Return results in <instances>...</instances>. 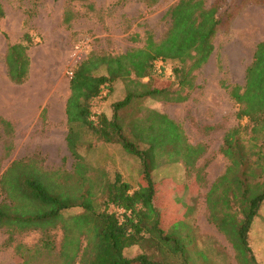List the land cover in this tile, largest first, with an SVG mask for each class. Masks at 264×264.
<instances>
[{
  "label": "trees",
  "instance_id": "16d2710c",
  "mask_svg": "<svg viewBox=\"0 0 264 264\" xmlns=\"http://www.w3.org/2000/svg\"><path fill=\"white\" fill-rule=\"evenodd\" d=\"M221 4L218 0L208 7L204 0H180L165 14L170 26L162 39L148 32L144 47L116 56L91 53L73 71L66 102V143L75 159L72 171L45 170L28 159L13 162L0 179V188L6 194L0 204V227L9 234V243L15 235L32 230L45 235L35 249L19 245V254L37 258L53 252L49 232L60 225L63 244L53 264H190L187 249L182 247L185 223L164 225L167 209L160 202L162 192L157 195L152 168L157 154L184 158L193 167L204 147L189 145L179 125L150 109L146 111V124L141 118L135 120L130 139L119 112L135 98L172 103L188 99L196 87V73L214 53ZM4 16L0 5V20ZM28 43L26 37L9 45L6 55L9 77L18 85L29 78ZM160 59L177 64L171 86L164 89L155 86L157 79H163L154 71ZM101 70L105 74L99 75ZM117 81L126 85L127 97L113 105L112 119L95 115L94 102L109 96ZM230 96L239 106L238 120H246L247 125L239 124L224 135L221 154L229 164L207 193L208 220L232 245L238 264H261L253 252L250 233L264 206V41L256 46L245 86L232 87ZM94 141L120 145L130 155L146 159L137 188L120 173L111 178L87 162L81 147L89 143L88 148H92ZM75 207L82 212L64 215ZM191 212L189 207L184 217ZM147 243L153 245L159 259L146 253L132 258L125 255L127 249Z\"/></svg>",
  "mask_w": 264,
  "mask_h": 264
},
{
  "label": "rangeland",
  "instance_id": "374dc122",
  "mask_svg": "<svg viewBox=\"0 0 264 264\" xmlns=\"http://www.w3.org/2000/svg\"><path fill=\"white\" fill-rule=\"evenodd\" d=\"M179 1L0 0L5 13L0 20V179L19 160L33 159L49 171H72L75 159L66 143V102L73 71L91 53L116 56L144 47L148 32L155 39H162L170 26L165 14ZM204 1L208 7L218 2ZM218 16L220 27L214 39V53L196 73V87L186 101L135 98L119 112L130 139L135 120L141 118L146 124V111L150 109L179 125L189 145L204 147L203 155L193 167L184 158L176 160L172 155L157 154L152 168L157 195L162 192L160 202L167 209L164 225L182 220L185 223L181 231L186 234L182 247L187 249L190 264H238L232 245L208 220L206 197L229 164L221 154L225 133L239 124L247 125L246 120L241 122L237 118L239 106L232 100L230 89L245 86L246 70L253 61L256 46L264 41V0H222ZM26 37L30 41L29 78L18 85L9 77L6 55L9 45ZM169 64L172 68L177 65ZM154 71L159 74L156 64ZM98 74L105 72L101 70ZM162 76L155 86L170 87L174 77ZM126 97V85L117 81L109 96L94 102L92 111L112 119L113 105ZM88 145L83 144L81 154L92 167L109 173L111 178L120 173L137 188L146 159L130 155L117 144L94 141L92 148ZM141 149L146 146L141 145ZM4 200L6 194L0 188V204ZM189 207L192 212L185 218ZM81 212V208L75 207L64 215ZM49 235L55 250L32 258L19 254L16 248L41 246L45 237L42 231L17 234L9 243V234L0 227V264L55 263L64 232L59 225ZM250 242L257 260L264 264V206L252 227ZM142 253L159 259L150 243L125 251L131 258Z\"/></svg>",
  "mask_w": 264,
  "mask_h": 264
},
{
  "label": "built area",
  "instance_id": "2783aa9c",
  "mask_svg": "<svg viewBox=\"0 0 264 264\" xmlns=\"http://www.w3.org/2000/svg\"><path fill=\"white\" fill-rule=\"evenodd\" d=\"M156 69H157V72L160 74V75H164V76H167V77H174V71H173V68L168 66L166 64V62L162 59L158 60L156 62ZM118 211L120 213H122L123 211L121 209H118Z\"/></svg>",
  "mask_w": 264,
  "mask_h": 264
},
{
  "label": "bare ground",
  "instance_id": "6f19581e",
  "mask_svg": "<svg viewBox=\"0 0 264 264\" xmlns=\"http://www.w3.org/2000/svg\"><path fill=\"white\" fill-rule=\"evenodd\" d=\"M30 97V96H29Z\"/></svg>",
  "mask_w": 264,
  "mask_h": 264
}]
</instances>
